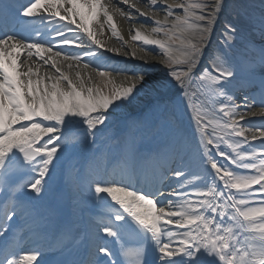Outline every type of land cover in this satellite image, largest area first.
Instances as JSON below:
<instances>
[{
    "label": "snow or ice",
    "instance_id": "snow-or-ice-1",
    "mask_svg": "<svg viewBox=\"0 0 264 264\" xmlns=\"http://www.w3.org/2000/svg\"><path fill=\"white\" fill-rule=\"evenodd\" d=\"M226 6V0H135L127 9L114 0H0V264H41L40 236L52 253L45 264H264V125L246 119L256 94L244 95L239 108L233 103L236 91L256 86L264 109V9L240 10L243 19L227 21L213 47ZM113 13L153 22L151 34L165 39L139 30L131 39L158 48L166 69L148 61L138 67L98 62L97 49L105 45L91 25L102 15L100 34L107 24L122 40ZM24 18L38 19L45 30ZM121 48L106 51L119 55ZM23 53L55 72L41 74L40 65L23 70ZM205 56L209 63L201 67ZM84 57L91 59L82 67L91 66L103 88L78 70ZM65 61L77 69L74 78L60 66ZM113 72L126 73L127 83L117 84ZM132 115L141 128L114 133L106 150L96 147L99 136L121 120L127 126ZM185 117L199 132L197 161ZM254 127L259 152L244 147L252 148L245 133ZM82 147L91 150L95 171L77 177L86 184L85 199L102 210L83 238L43 212L57 162ZM153 170L155 181L130 179ZM25 239L34 247L22 248Z\"/></svg>",
    "mask_w": 264,
    "mask_h": 264
},
{
    "label": "bare ground",
    "instance_id": "bare-ground-1",
    "mask_svg": "<svg viewBox=\"0 0 264 264\" xmlns=\"http://www.w3.org/2000/svg\"><path fill=\"white\" fill-rule=\"evenodd\" d=\"M236 1L237 0H235L232 3L236 4L237 3ZM247 1L248 0H241L240 2H241V4H243L245 6ZM108 2H103V3L108 4ZM134 2H135V0H129L128 4H123V0L114 1V3L117 6H122L125 9H127ZM166 2L168 4H173V3H179L180 0H166ZM213 2H214V0H211V1H209V4H211ZM229 3H230V0H226V4L229 5ZM139 7H141L142 10L144 8L143 5H139ZM254 9H255L254 11H256V13H259L262 9H264V6H254ZM110 11H111V9H110ZM133 11H134V9H133ZM247 11H250V10H247ZM223 13L226 14L225 10ZM223 13L220 16V20H219V23L216 25L215 31L213 32V36L215 38L218 37L219 39H221L220 34H221V31H222V28L224 25V21H222V19H224ZM62 14H63V12H62ZM176 14L182 15L183 13L181 10L177 9ZM163 17H164V13L158 11L157 12V18L162 20ZM236 19L242 20L243 16L237 14ZM230 20L233 23H236L234 19H230ZM113 21L116 24L117 31L119 32L120 37H122V40H119L116 37L112 36V33L109 30V26L107 24H104L103 34H100V24H102L104 22V17L102 15L99 18V23L93 22L91 25V27L97 32L98 38L105 45L104 48L97 49V51L103 53V58L100 60V62L98 61L99 63L103 64L105 61H107L108 64L116 66V67H125V66H127V67H138L141 64H143L144 61H148L150 64H154L157 70L162 68V66L164 64H162L160 61L162 60L163 57L161 55L157 54V53H159L158 48H156L155 46H151V45L143 46L142 41H133L131 39V37L133 35H135L136 30H139L143 35L149 36V38H151V39H165V37L163 35L151 34V28L154 26V24L151 20H146L144 17H139L137 14V15H134L132 17L131 22H129L127 19H125L124 17H121L119 14L113 13ZM62 23H66V22H62ZM69 26L75 27L74 25H69ZM77 34L84 36L85 39H87L85 33H67V35H70V36H74ZM215 41H216V39L212 40L213 47L216 46ZM121 45H123V48H121ZM142 46L145 48H148V49H152V50H147V51L142 50ZM70 47L71 46H65V49L68 50ZM92 47H93V49H96L95 45H93ZM107 48H121V52L119 55H117V54L112 53V52H107L106 51ZM71 50L74 52L80 51L79 49H76L75 47H71ZM125 50H127V52L129 53L128 57H126L124 55ZM133 52H135V58H131V53H133ZM44 58L47 59V55H45ZM205 58H207V56H205ZM90 59H91L90 57H84L83 60L81 61V67L78 70L81 71L82 74L85 71L88 72L89 74H91L93 76V79L97 85L98 84L103 85L105 83L104 79L97 76L96 73L93 71V68L91 66L88 69H84L82 67V64L85 61L90 60ZM25 61H27V63H24ZM20 62L23 65V70H25V71L27 70V67L29 65H31L33 67H35L36 65H40L41 66L40 67V73L41 74H45L46 72L47 73H54L55 72V70L51 68L50 63L48 65H44L43 60H38L35 56H33L31 59H28L26 53H23L20 55ZM67 63L68 62L65 61L60 66L62 67V69L65 72H69L70 74H72L73 78H74V73L77 69H71V70L68 69L66 66ZM126 75L127 74L113 72L112 77L115 79V82L117 84H120V83L126 84L127 83ZM33 78L35 79V77H33ZM99 78H101V79H99ZM217 106H219V105H217ZM251 112L253 114H256L254 116H259V114L261 113L260 111L259 112H253V111L248 110L247 116L250 115ZM136 119H138V123H139L136 126V129L141 128L143 126L142 123L140 122L141 118L136 116V115H132L127 120V123H131L133 120H136ZM194 126H195V124H194ZM114 133L116 135H122V136L130 135L129 131L126 130V128H125V121L124 120L119 121L116 125L113 126L112 129L108 130L102 136H99L97 138V141H96V147L100 148L101 150H104V148L106 146H108L109 144L112 145L113 141L110 139V137ZM198 134H199V132H198ZM245 134L249 137V139H251V136L253 135V134H248L247 131ZM91 139H92L91 137L88 138L89 143H91ZM190 139H192V138H190ZM194 144H196L195 141L191 140V142L189 143V148H191ZM83 151H91V150L88 149L87 147H82V148H80V151H79L80 155L83 154ZM195 151H197V149ZM76 156H77V153L72 155L71 158L69 159L67 154H65V159H64L63 164L61 165L60 162H57V169L55 171V177L56 178H55L54 182L52 183L51 195H50L49 200L47 202H45V204L43 205V212L47 215L54 216L53 209H54L55 205L49 204L48 202L58 203V202H55V200H53V198L56 200L59 198V200H61L60 203H63L64 207H66V209H67V212H65V216H61V217L66 220V223L68 224L69 228L73 231H77V230L82 229V227H81L82 217L84 218L85 216H87L91 213H95V212L100 213L102 211L101 209L94 207L92 205H90V206L86 205L84 202H82L79 199L80 197L78 196V194H76L78 191L76 189V187L78 186V183L75 180V176H76V173L78 171H81L80 168L76 169V171L73 168L68 169L71 173L75 171V174L73 177V181L75 184V185L73 184L74 189H73V186L69 187L67 185V183L64 182L65 181L64 173L67 171V166L70 164L68 162L72 160V157H76ZM90 159H91V154H90ZM31 175L34 176L35 173H32ZM72 201H75V202L72 203Z\"/></svg>",
    "mask_w": 264,
    "mask_h": 264
},
{
    "label": "rangeland",
    "instance_id": "rangeland-1",
    "mask_svg": "<svg viewBox=\"0 0 264 264\" xmlns=\"http://www.w3.org/2000/svg\"><path fill=\"white\" fill-rule=\"evenodd\" d=\"M209 1H211V0H208V2ZM241 0H237L236 2V4H233L232 5V10L231 11H228V16L229 17H232L233 15H234V13L240 8V7H242V4H241V2H240ZM254 1H256V0H254ZM254 1L252 2L251 0H248L247 2H250V3H247V4H256V3H254ZM259 1H264V0H259ZM189 2H191V0H189ZM259 3V2H258ZM229 17L228 18H224L223 19V21H224V24L227 22V21H229L230 19H229ZM222 30H223V28H222ZM222 32V31H221ZM217 39V41H216V45L221 41V39H219V38H216ZM179 67H183V66H179ZM162 68L163 69H166L167 68V66L166 65H163L162 66ZM161 68V69H162ZM99 79H101V78H99ZM109 90V89H108ZM111 90V89H110ZM109 90V91H110ZM218 107V106H217ZM185 123H186V125H189L190 124V121L187 119V117H185ZM139 123H138V119H136V120H133L131 123H127V126H126V124H125V127H128V131H129V133H132V132H135V130H136V126L138 125ZM194 125V123H191V125H190V127H188L190 130H191V132L193 133L192 135H195L196 133H195V127L193 126ZM198 145V144H197ZM221 147L223 148V150L224 151H229L230 152V149H228L226 146H224V145H221ZM213 153H215V150L213 149ZM216 158H217V160H220V162L221 163H227L226 161H224L221 157H219V156H216Z\"/></svg>",
    "mask_w": 264,
    "mask_h": 264
}]
</instances>
